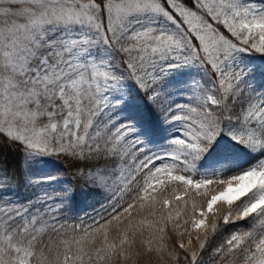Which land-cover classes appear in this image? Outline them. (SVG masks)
I'll return each instance as SVG.
<instances>
[{"label": "snow or ice", "instance_id": "snow-or-ice-1", "mask_svg": "<svg viewBox=\"0 0 264 264\" xmlns=\"http://www.w3.org/2000/svg\"><path fill=\"white\" fill-rule=\"evenodd\" d=\"M0 264H264V0H0Z\"/></svg>", "mask_w": 264, "mask_h": 264}, {"label": "rangeland", "instance_id": "rangeland-1", "mask_svg": "<svg viewBox=\"0 0 264 264\" xmlns=\"http://www.w3.org/2000/svg\"><path fill=\"white\" fill-rule=\"evenodd\" d=\"M165 135V133L163 132L162 135L160 136H157L155 139H156V142L159 143V144H162L163 143V136ZM59 168L56 160H53L51 161L50 165H49V169H54V168Z\"/></svg>", "mask_w": 264, "mask_h": 264}, {"label": "trees", "instance_id": "trees-1", "mask_svg": "<svg viewBox=\"0 0 264 264\" xmlns=\"http://www.w3.org/2000/svg\"><path fill=\"white\" fill-rule=\"evenodd\" d=\"M162 133H163V131L160 133V135H162ZM160 135H159V136H160ZM56 162H57L59 168H61V169H63L64 167H67V165H68V161H64V162H63L65 166H64L63 163L60 162V161H56Z\"/></svg>", "mask_w": 264, "mask_h": 264}]
</instances>
